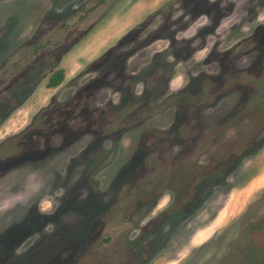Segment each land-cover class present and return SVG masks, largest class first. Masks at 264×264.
<instances>
[{
    "label": "rangeland",
    "instance_id": "obj_1",
    "mask_svg": "<svg viewBox=\"0 0 264 264\" xmlns=\"http://www.w3.org/2000/svg\"><path fill=\"white\" fill-rule=\"evenodd\" d=\"M0 264H264V0H0Z\"/></svg>",
    "mask_w": 264,
    "mask_h": 264
},
{
    "label": "trees",
    "instance_id": "obj_2",
    "mask_svg": "<svg viewBox=\"0 0 264 264\" xmlns=\"http://www.w3.org/2000/svg\"><path fill=\"white\" fill-rule=\"evenodd\" d=\"M65 76H64V71L63 70H58V71H55L48 83H47V87L49 88H55V87H58L64 80Z\"/></svg>",
    "mask_w": 264,
    "mask_h": 264
},
{
    "label": "flooded vegetation",
    "instance_id": "obj_3",
    "mask_svg": "<svg viewBox=\"0 0 264 264\" xmlns=\"http://www.w3.org/2000/svg\"><path fill=\"white\" fill-rule=\"evenodd\" d=\"M44 114H46V111L45 112H43ZM45 117V116H44Z\"/></svg>",
    "mask_w": 264,
    "mask_h": 264
}]
</instances>
